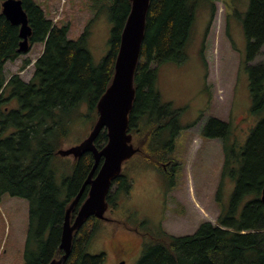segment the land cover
Returning <instances> with one entry per match:
<instances>
[{
  "label": "trees",
  "instance_id": "obj_1",
  "mask_svg": "<svg viewBox=\"0 0 264 264\" xmlns=\"http://www.w3.org/2000/svg\"><path fill=\"white\" fill-rule=\"evenodd\" d=\"M3 1L0 0V199L9 195L28 201L25 264H48L62 255L59 244L65 211L86 180L93 157L85 153L74 159L72 173L60 184L52 165L61 157L57 151L69 141L74 122L89 123L92 128L97 119L96 105L111 83L131 3L110 0V49L94 65L87 48L88 26L76 40H69L68 27L54 25L34 0H21L31 29L30 48L38 43L43 45L33 63V74L25 82L19 72L29 62H24L20 71L10 77L5 73V65L23 53L17 51L21 42L19 26L2 14ZM198 2L150 0L147 10L128 128L130 134L133 130L147 131L143 145L135 147L155 166L170 161L171 139L179 131L175 125L179 111L162 103L156 88L157 67L178 64L186 58ZM243 29L247 39L246 61H251L264 49V0H250ZM247 71L253 100L250 112L260 120L245 144L230 140L229 122L212 118L201 130L204 138L222 142V175L234 180L228 208H221L216 224L203 222L195 233L185 236L167 234L161 227L141 233L138 227L142 224L130 227L117 221L146 240L137 264H264V205L260 199L264 186V64L247 67ZM147 141L150 146L145 149ZM106 142L104 130L95 146L101 149ZM131 184L130 178L121 172L112 186L117 187V195H127ZM86 196L87 188L72 210L71 219ZM107 203L108 208L115 206L109 193ZM99 221L91 217L74 233L69 257L63 264H103V253L91 255L86 251Z\"/></svg>",
  "mask_w": 264,
  "mask_h": 264
},
{
  "label": "rangeland",
  "instance_id": "obj_2",
  "mask_svg": "<svg viewBox=\"0 0 264 264\" xmlns=\"http://www.w3.org/2000/svg\"><path fill=\"white\" fill-rule=\"evenodd\" d=\"M34 1L54 25L68 27L69 40H76L88 26L87 48L94 65L109 52L110 0ZM249 3L250 0H199L186 58L178 64L157 67L156 88L161 102L179 111L175 120L179 131L171 139L169 154L175 165L170 172V167L155 166L138 152L123 163L122 172L130 178L131 190L127 195H117V187H111L109 195L115 206L107 209V220L97 223L98 229L86 250L91 255L103 253V264H115L118 260L137 264L142 256L145 238L117 221L130 227L142 224L138 227L141 233L161 227L167 234L185 236L195 233L203 222L216 224L221 208H228L234 180L222 175V142L204 138L201 130L210 118L229 122L230 140L243 146L260 120L250 112L253 100L247 67L264 64V49L253 60L246 61L243 21ZM42 50V44H34L15 61L8 62L6 76L18 73L23 63L29 62L19 72L20 78L28 82L33 63ZM90 130L89 123L75 121L64 149L78 145ZM146 132H131L134 147L143 145ZM167 139L166 134L164 140ZM148 141L145 149L150 146ZM73 164L72 156L53 162L57 184L72 173ZM170 174H174L172 179ZM248 200L241 203L239 212ZM28 225V201L4 195L0 199V264H25Z\"/></svg>",
  "mask_w": 264,
  "mask_h": 264
},
{
  "label": "water",
  "instance_id": "obj_3",
  "mask_svg": "<svg viewBox=\"0 0 264 264\" xmlns=\"http://www.w3.org/2000/svg\"><path fill=\"white\" fill-rule=\"evenodd\" d=\"M130 3V12L121 33L113 77L96 105L97 119L87 137L78 145L57 151L61 157L72 156L74 159L80 158L85 153H91L93 166L79 193L65 211L59 244L62 255L52 259L48 264H63L68 259L73 235L86 220L91 217L107 220L105 217L108 209L107 195L112 183L121 174L123 163L139 152L132 143L128 125L135 98L134 76L144 38L150 0H130ZM1 11L11 24L19 26L21 42L18 53L27 52L30 48L31 29L21 0H4L1 3ZM104 130L107 142L98 149L95 140ZM86 188L87 196L79 206L75 217L71 219V212ZM260 199L264 205V186Z\"/></svg>",
  "mask_w": 264,
  "mask_h": 264
},
{
  "label": "flooded vegetation",
  "instance_id": "obj_4",
  "mask_svg": "<svg viewBox=\"0 0 264 264\" xmlns=\"http://www.w3.org/2000/svg\"><path fill=\"white\" fill-rule=\"evenodd\" d=\"M210 119H212V118H210ZM213 119H215V118H213ZM165 165L167 166V167H170V169H169V171L171 172L172 171V169H173V165H175V164H173L172 163V161L170 160V161H167L166 163H161V166H163V168H165ZM164 170H166V169H164ZM176 174V173H175ZM169 176H172V177H170L171 179L174 177V174H170ZM170 179V180H171ZM121 262H124V261H122V260H118L115 264H119V263H121Z\"/></svg>",
  "mask_w": 264,
  "mask_h": 264
},
{
  "label": "bare ground",
  "instance_id": "obj_5",
  "mask_svg": "<svg viewBox=\"0 0 264 264\" xmlns=\"http://www.w3.org/2000/svg\"><path fill=\"white\" fill-rule=\"evenodd\" d=\"M69 176V175H68ZM58 186V185H57ZM61 187V186H60ZM75 216V215H74Z\"/></svg>",
  "mask_w": 264,
  "mask_h": 264
}]
</instances>
